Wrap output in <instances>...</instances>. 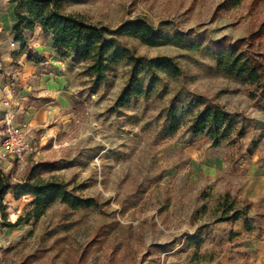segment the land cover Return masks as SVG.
<instances>
[{
	"label": "rangeland",
	"instance_id": "rangeland-1",
	"mask_svg": "<svg viewBox=\"0 0 264 264\" xmlns=\"http://www.w3.org/2000/svg\"><path fill=\"white\" fill-rule=\"evenodd\" d=\"M58 10L111 28L143 17L167 33L178 30L204 44L222 37L244 39L264 61V32L254 35L264 24V0L239 5L227 0H63ZM122 40L147 60L173 58L181 74L157 70L149 98L120 105L131 76L127 62L116 65L96 89L86 73L88 63L68 53L59 52L62 63H53L57 69L31 64L19 71L23 65L16 57L6 71L15 97L9 107L25 126L27 153L22 160L0 159V170L23 180L34 166L49 163L51 170L37 172L70 183L98 205L72 209L58 201L38 220L0 225V264H220V249L203 250L199 239L210 224L232 213L229 204L237 196L226 181L204 171L199 156L227 152L232 162L224 150L237 142V131L215 152L206 134L192 133V123L208 105L240 113L239 126L247 127L248 142L259 143L264 156L263 89L227 76L203 50ZM151 73L144 72L141 82L146 84ZM33 199L9 192L0 206V223L25 216ZM239 199L236 207H243L245 199Z\"/></svg>",
	"mask_w": 264,
	"mask_h": 264
},
{
	"label": "trees",
	"instance_id": "trees-1",
	"mask_svg": "<svg viewBox=\"0 0 264 264\" xmlns=\"http://www.w3.org/2000/svg\"><path fill=\"white\" fill-rule=\"evenodd\" d=\"M16 4L15 39L22 44V50L27 47L25 31H34L40 26L45 33L51 34L54 46L59 52L68 53L82 62H87L86 73L91 77L92 88H98L105 76L113 68L123 62L132 66L129 84L118 99V104L127 105L132 99L149 98L158 81L157 70L177 76L182 72L181 67L173 58L167 56L147 60L137 54L129 46L124 37L138 38L150 46H158L168 42L185 45L191 49L203 50L215 61L217 68L242 83L261 87L264 94V61L253 51L252 43L244 39L232 41L227 37L211 40L204 44L202 41L191 39L187 33L175 31L167 33L157 28L143 17L121 23L116 28L104 24H93L80 15L64 13L58 10L63 0H11ZM233 5H239L242 0H227ZM264 32V24L258 33ZM31 61L42 62L43 56L31 55ZM147 70L151 71L150 80L145 84L140 76ZM242 114L227 111L222 105H208L202 109L192 123V133L206 134L213 146L220 145L234 131L236 140H240L248 133L246 126H239ZM240 127V128H239ZM238 129V130H236ZM257 145L256 142H254ZM45 167L52 169L49 163L34 166L23 180H14L10 172L0 170V206L11 191L17 199L31 195L30 210L25 216H19L15 222H3L0 225L16 227L22 222L38 220L56 202L61 201L72 209L91 208L98 205L92 197H84L77 188L70 186L64 180L45 178L37 170ZM231 197L230 193L227 197ZM240 199L234 198L229 204L232 213L221 217L217 222L245 218L250 225V210L253 203L245 200L243 207H236ZM6 217V215H4ZM204 239H199V244Z\"/></svg>",
	"mask_w": 264,
	"mask_h": 264
},
{
	"label": "crops",
	"instance_id": "crops-1",
	"mask_svg": "<svg viewBox=\"0 0 264 264\" xmlns=\"http://www.w3.org/2000/svg\"><path fill=\"white\" fill-rule=\"evenodd\" d=\"M15 7L16 4L11 0H0V59L3 61L0 80V126L5 108L15 100L6 81V71L12 65L13 59L19 58L18 64L23 65L19 71H23L31 64L57 69L53 63H62L52 35L45 33L40 26H36L34 31L24 32L27 47L22 50L21 42L15 39L14 27L17 23ZM13 40L18 42L21 48H12ZM28 48L31 49L29 53L26 51ZM31 55L43 56L45 60L31 61L29 59ZM248 136L249 133L224 150L231 155L232 162L227 159V152L211 157L203 151L199 156L206 173L214 178H222L232 187L230 191L232 194L253 203L249 213L251 218L249 226L245 218H239L216 222L204 229L202 249L206 250L209 247L220 249L218 253L220 264H264V156L259 143L257 145L252 143L251 146L247 140ZM220 147L221 145L213 146L215 152Z\"/></svg>",
	"mask_w": 264,
	"mask_h": 264
},
{
	"label": "built area",
	"instance_id": "built-area-1",
	"mask_svg": "<svg viewBox=\"0 0 264 264\" xmlns=\"http://www.w3.org/2000/svg\"><path fill=\"white\" fill-rule=\"evenodd\" d=\"M11 47L18 49L20 44L13 40L11 42ZM2 70L3 61L0 59V80L2 78ZM2 123L4 124V129L0 131V159H24L27 153V145L25 142V126L16 121V114L9 106H7L4 110Z\"/></svg>",
	"mask_w": 264,
	"mask_h": 264
}]
</instances>
